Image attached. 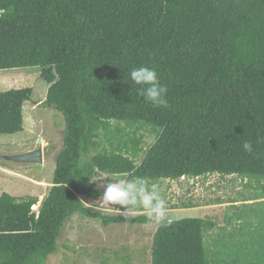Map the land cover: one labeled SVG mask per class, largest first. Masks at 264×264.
<instances>
[{"label": "trees", "instance_id": "1", "mask_svg": "<svg viewBox=\"0 0 264 264\" xmlns=\"http://www.w3.org/2000/svg\"><path fill=\"white\" fill-rule=\"evenodd\" d=\"M141 65L158 71L168 107L147 102L131 81ZM28 66L41 67L50 84L42 103L63 113L66 128L39 209L36 196L0 195V264H45L75 214L104 225L150 221L87 205L103 193L92 179L101 174L149 183L214 173L264 179V0H0V70ZM32 93L0 92L1 134L24 130ZM113 122L134 136L114 132ZM145 125L157 131L148 147L136 136ZM212 224L167 213L151 264H264V227L244 226L217 258L206 244Z\"/></svg>", "mask_w": 264, "mask_h": 264}, {"label": "rangeland", "instance_id": "2", "mask_svg": "<svg viewBox=\"0 0 264 264\" xmlns=\"http://www.w3.org/2000/svg\"><path fill=\"white\" fill-rule=\"evenodd\" d=\"M0 80V92L33 88L31 99L23 107L24 130L0 133V195L8 192L17 198L36 196L39 201L32 209L38 210L53 185L57 155L63 147L65 118L62 112L42 103L50 84L41 77L40 66L0 70ZM118 128L123 138L128 137V133L129 138L134 136V128L127 123L113 122L111 129L118 132ZM136 136L142 139L141 146L148 147L155 141L157 131L145 125L136 130ZM40 140L45 159L42 164L16 163L4 158L38 148ZM108 182H98V185L104 191ZM155 183L170 206L175 205L167 210L171 219L203 217L213 223L207 228L206 244L210 254L216 253L217 258L224 255L219 250L226 240L242 239L239 233L248 230L243 229L244 226L253 230L258 225L264 227V179L257 183L238 175L222 177L214 173L207 177L183 176L179 180ZM101 196L85 200L86 204L97 210ZM115 207L119 206L99 211L119 214ZM145 213L148 214L140 210L136 216ZM157 225L151 219L147 223L126 221L104 225L101 219L75 214L59 236L58 249L47 257L45 264H151Z\"/></svg>", "mask_w": 264, "mask_h": 264}, {"label": "clouds", "instance_id": "3", "mask_svg": "<svg viewBox=\"0 0 264 264\" xmlns=\"http://www.w3.org/2000/svg\"><path fill=\"white\" fill-rule=\"evenodd\" d=\"M130 79L140 86V93L147 102L155 107H168V88L161 83L156 68L145 65L133 67L130 71ZM243 148L251 153L252 143L244 142ZM107 177L101 174L92 179L103 183ZM114 205L119 206L115 209L125 219L135 217L140 210L146 211L149 218L157 224H163L167 219V200L161 195L159 186L156 183L150 184L145 178L117 177L109 181L96 208L99 211Z\"/></svg>", "mask_w": 264, "mask_h": 264}, {"label": "water", "instance_id": "4", "mask_svg": "<svg viewBox=\"0 0 264 264\" xmlns=\"http://www.w3.org/2000/svg\"><path fill=\"white\" fill-rule=\"evenodd\" d=\"M5 159L16 163H31V164H42L44 162V150L42 146V140L38 148L22 152L13 153L11 155H5Z\"/></svg>", "mask_w": 264, "mask_h": 264}, {"label": "crops", "instance_id": "5", "mask_svg": "<svg viewBox=\"0 0 264 264\" xmlns=\"http://www.w3.org/2000/svg\"><path fill=\"white\" fill-rule=\"evenodd\" d=\"M1 81V80H0Z\"/></svg>", "mask_w": 264, "mask_h": 264}]
</instances>
